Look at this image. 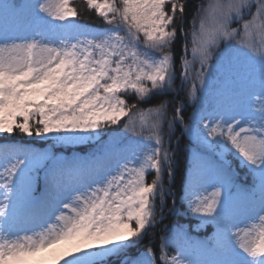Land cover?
<instances>
[{"label":"snow or ice","instance_id":"snow-or-ice-1","mask_svg":"<svg viewBox=\"0 0 264 264\" xmlns=\"http://www.w3.org/2000/svg\"><path fill=\"white\" fill-rule=\"evenodd\" d=\"M0 264H264V0H0Z\"/></svg>","mask_w":264,"mask_h":264},{"label":"trees","instance_id":"trees-1","mask_svg":"<svg viewBox=\"0 0 264 264\" xmlns=\"http://www.w3.org/2000/svg\"><path fill=\"white\" fill-rule=\"evenodd\" d=\"M87 14V13H86ZM191 15V9H189V16ZM89 23H92L96 26H100V27H103L102 23L100 22L99 18L95 16L94 13H91L90 14V18L88 20ZM189 115H191V109H189ZM14 139H24V140H27V138H20V137H16ZM105 139H107V137H105ZM185 144H187V140L184 141ZM34 147H39V145H33ZM184 145H182L181 147H183ZM86 151V149H85ZM64 155H70L71 152H65L63 153ZM81 154H84L83 151L81 152ZM181 159H183V157H181ZM204 231H207V229H204ZM210 234V233H209Z\"/></svg>","mask_w":264,"mask_h":264}]
</instances>
